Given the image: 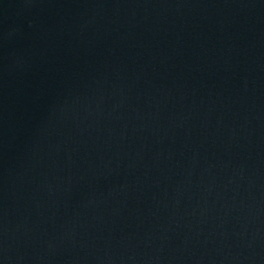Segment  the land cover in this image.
Segmentation results:
<instances>
[{
	"label": "water",
	"instance_id": "95a60500",
	"mask_svg": "<svg viewBox=\"0 0 264 264\" xmlns=\"http://www.w3.org/2000/svg\"><path fill=\"white\" fill-rule=\"evenodd\" d=\"M0 264H264V0H0Z\"/></svg>",
	"mask_w": 264,
	"mask_h": 264
}]
</instances>
